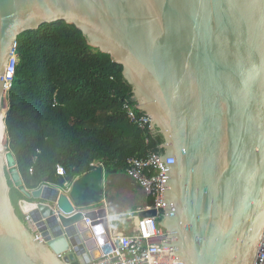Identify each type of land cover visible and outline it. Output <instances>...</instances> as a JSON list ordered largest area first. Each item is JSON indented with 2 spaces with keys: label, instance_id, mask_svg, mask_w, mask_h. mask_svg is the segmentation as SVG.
<instances>
[{
  "label": "water",
  "instance_id": "obj_1",
  "mask_svg": "<svg viewBox=\"0 0 264 264\" xmlns=\"http://www.w3.org/2000/svg\"><path fill=\"white\" fill-rule=\"evenodd\" d=\"M56 21L121 66L163 139L159 226L173 239L162 245L174 264H252L264 231V0H0V135L17 37ZM105 177L102 167L78 177L73 204L100 202ZM11 189L36 204L30 216L44 243L16 214ZM72 212L49 185L27 190L0 145V264L89 263L70 225L106 212Z\"/></svg>",
  "mask_w": 264,
  "mask_h": 264
},
{
  "label": "trees",
  "instance_id": "obj_2",
  "mask_svg": "<svg viewBox=\"0 0 264 264\" xmlns=\"http://www.w3.org/2000/svg\"><path fill=\"white\" fill-rule=\"evenodd\" d=\"M14 53L18 63L3 124L27 190L61 186L97 167L106 177L124 175L129 158L164 153L161 135L136 129L121 110L124 101L135 104L121 66L90 47L73 25L56 21L26 31ZM10 199L23 219L18 201L24 197L11 189ZM152 202L142 199L147 206Z\"/></svg>",
  "mask_w": 264,
  "mask_h": 264
},
{
  "label": "built area",
  "instance_id": "obj_3",
  "mask_svg": "<svg viewBox=\"0 0 264 264\" xmlns=\"http://www.w3.org/2000/svg\"><path fill=\"white\" fill-rule=\"evenodd\" d=\"M18 57L13 52L6 72L2 78L4 82V100L10 88ZM7 104V102H6ZM121 110L130 125L138 130H150L151 120L148 115L141 113L136 104L124 101ZM164 158L161 155L150 153L143 158H129L126 162L124 175L130 180L132 186L138 188L144 197L152 199V205L147 206L141 202L136 209L109 214L105 201L88 206H76L70 198L73 182L64 181L61 186L49 185L64 195L73 207V212L66 217L86 213H97L104 209L105 217H96L94 220L83 218L84 228L78 223L70 225L73 230V237L78 239V245L84 248V255H88L91 261L87 264H174L173 248L163 247L162 244L171 245L170 233L159 226L163 216L164 203H162ZM31 172V170H29ZM56 174L64 177V171L56 166ZM18 207L23 216L26 227L31 231L37 241L43 242L41 233L38 231L37 223L33 222L30 213L36 208V204L29 200L18 201ZM54 216L59 223V215L56 203L53 206ZM156 211V217H141L144 211ZM105 221V223H104ZM45 226V219L40 220ZM44 243V242H43ZM72 253V248L58 255L63 260ZM68 264H75L69 262ZM252 264H264V231L261 236Z\"/></svg>",
  "mask_w": 264,
  "mask_h": 264
},
{
  "label": "rangeland",
  "instance_id": "obj_4",
  "mask_svg": "<svg viewBox=\"0 0 264 264\" xmlns=\"http://www.w3.org/2000/svg\"><path fill=\"white\" fill-rule=\"evenodd\" d=\"M2 109L4 112L7 110L5 101ZM3 145L7 148L6 136H4ZM105 178L102 201H105L109 214L129 211L133 207L140 206L144 195L138 188L132 186L126 176L119 175Z\"/></svg>",
  "mask_w": 264,
  "mask_h": 264
},
{
  "label": "bare ground",
  "instance_id": "obj_5",
  "mask_svg": "<svg viewBox=\"0 0 264 264\" xmlns=\"http://www.w3.org/2000/svg\"><path fill=\"white\" fill-rule=\"evenodd\" d=\"M1 123H2V120H1ZM2 133L0 135V145H1V151L4 150V145H3V141H4V136H5V133H4V124L2 123Z\"/></svg>",
  "mask_w": 264,
  "mask_h": 264
}]
</instances>
